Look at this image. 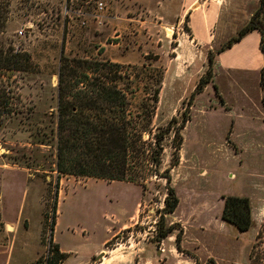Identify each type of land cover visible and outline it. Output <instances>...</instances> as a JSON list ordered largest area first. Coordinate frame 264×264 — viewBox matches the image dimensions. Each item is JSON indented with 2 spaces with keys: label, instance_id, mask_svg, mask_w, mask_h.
Wrapping results in <instances>:
<instances>
[{
  "label": "rangeland",
  "instance_id": "1",
  "mask_svg": "<svg viewBox=\"0 0 264 264\" xmlns=\"http://www.w3.org/2000/svg\"><path fill=\"white\" fill-rule=\"evenodd\" d=\"M181 1L29 0L30 14L13 12L7 35L31 55L32 70L0 71V264H54L58 249L66 253L61 245L85 258L103 242L108 225L122 227L109 249L139 238L159 250L161 264L172 253L193 264H264V66L221 69L217 54L250 22L260 0L206 3L210 49L191 41L188 15L180 23ZM228 51L238 58L239 51ZM63 54L122 65L133 110L148 127L145 140L173 118L176 127L188 119L180 149L175 131L163 142L161 170H170L179 198L174 212H165L168 180L160 175L141 183L58 178L52 130ZM157 89L155 112L146 120ZM32 123L52 145L36 143ZM228 196L250 198V229L224 219Z\"/></svg>",
  "mask_w": 264,
  "mask_h": 264
},
{
  "label": "trees",
  "instance_id": "2",
  "mask_svg": "<svg viewBox=\"0 0 264 264\" xmlns=\"http://www.w3.org/2000/svg\"><path fill=\"white\" fill-rule=\"evenodd\" d=\"M29 0H0V71H31L32 58L27 52H21L9 38V22L16 11L20 17L31 13ZM15 6V7H14ZM15 9V10H14ZM261 34V51L264 52V0L253 14L250 22L244 26L236 37L230 39L217 54L222 53L235 43L240 42L253 31ZM28 32V30L26 31ZM122 65L113 62L61 57L60 80L58 86V114L56 128L52 130L57 139L56 153L52 167L58 178L63 175L79 177H96L108 180L146 182L153 175L167 178L169 196L166 198V213L175 211L179 204L175 189L170 185L171 172L161 170L165 138L175 131L177 149L182 147L184 137L181 130L188 119L176 127L173 118L167 127L151 132V141L145 140L144 124L138 112L133 110L127 83L123 84ZM261 84L264 88V71ZM200 87H204L201 85ZM203 88H200L199 92ZM158 89L154 104L146 110V120L152 119L158 102ZM148 111V112H147ZM148 117V118H147ZM33 122V121H32ZM31 131L36 143L52 145L48 133L40 128L39 123H32ZM38 125V128H34ZM179 157L174 165L179 162ZM58 180V184H59ZM57 206H54V224L56 225ZM223 217L235 224L241 231L251 228L252 208L249 197H226ZM174 230L170 226L161 232L166 238ZM54 264L62 262L67 253L59 252Z\"/></svg>",
  "mask_w": 264,
  "mask_h": 264
},
{
  "label": "crops",
  "instance_id": "3",
  "mask_svg": "<svg viewBox=\"0 0 264 264\" xmlns=\"http://www.w3.org/2000/svg\"><path fill=\"white\" fill-rule=\"evenodd\" d=\"M198 2L199 0H182L180 2V23L183 21L184 17L188 15L190 17L189 27L191 29V41H193L198 47H207L210 49L213 47L210 40L209 27L211 25V19L209 18L210 16L206 9H203L206 2L200 4L198 9H195V5ZM212 11L215 13L213 20V24H215L220 17L221 10L220 7H218L212 9ZM248 40H251L253 47L250 46L248 48V45H250ZM260 45V32L256 30L249 33L240 42L235 43L233 47L228 49L231 50V52L239 51L238 58H230V56H228L230 53L228 50L218 54L219 68L231 69L233 67H248L257 70L262 69L264 66V54L261 51ZM247 53L250 55L247 56ZM251 55L252 57L247 58ZM231 175L234 177L233 173ZM126 216L129 217V213L126 214ZM135 219L136 216L130 217L129 223H124V226L130 227L131 221H135ZM121 229L122 227L116 228L108 225L106 237L103 242L96 245L91 253L85 258L78 256L77 252L72 248L66 249L61 245L63 251L68 253V257L63 264H161L160 260H158V257L161 256L159 255V250H154L152 244L149 243L146 245L144 242L145 240H140L139 238L135 241V245L126 243L124 244L125 248L115 247L109 249V241L113 239ZM1 252L2 251L0 250V254ZM8 254L12 255V250H10ZM160 259L162 261V258ZM165 264H193V262L184 256H178L177 254L172 253V256L166 260Z\"/></svg>",
  "mask_w": 264,
  "mask_h": 264
},
{
  "label": "built area",
  "instance_id": "4",
  "mask_svg": "<svg viewBox=\"0 0 264 264\" xmlns=\"http://www.w3.org/2000/svg\"><path fill=\"white\" fill-rule=\"evenodd\" d=\"M89 3L96 1V0H87ZM206 3H215V4H222L223 0H205ZM97 7L101 10L104 9V3L102 1H97L96 2ZM20 34H23V31H20Z\"/></svg>",
  "mask_w": 264,
  "mask_h": 264
}]
</instances>
